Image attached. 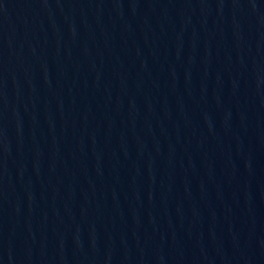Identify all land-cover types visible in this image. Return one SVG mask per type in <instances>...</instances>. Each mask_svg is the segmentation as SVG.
<instances>
[{"label":"water","instance_id":"1","mask_svg":"<svg viewBox=\"0 0 264 264\" xmlns=\"http://www.w3.org/2000/svg\"><path fill=\"white\" fill-rule=\"evenodd\" d=\"M0 264H264V0H0Z\"/></svg>","mask_w":264,"mask_h":264}]
</instances>
